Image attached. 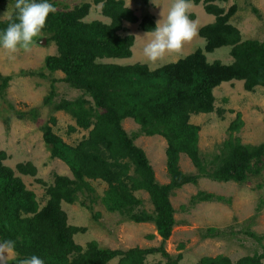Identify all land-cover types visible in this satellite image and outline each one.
I'll list each match as a JSON object with an SVG mask.
<instances>
[{
    "label": "trees",
    "instance_id": "obj_1",
    "mask_svg": "<svg viewBox=\"0 0 264 264\" xmlns=\"http://www.w3.org/2000/svg\"><path fill=\"white\" fill-rule=\"evenodd\" d=\"M218 1L191 0L195 4L202 2L205 10L215 16L214 22L199 29V35L205 39L204 48L153 70L145 63L103 61L132 56L135 36L121 34L125 22L140 21L141 29L147 32L155 28L154 16L145 15L140 20L133 9L125 7V0H96L102 3V13L110 22L85 21L90 3L49 14L43 33L51 34L49 40L56 43L57 54L45 59L46 68L63 71L72 87L91 97V100L85 96L64 100L55 107L71 113L77 126L89 129V134L71 145L54 133L49 123L42 126L51 157L63 160L74 175L72 179L55 174L53 183L47 187L48 199L43 206L36 193L5 164L6 152L0 151V241L15 242L17 255L12 264L32 255L43 259L45 264H110L117 257L116 264H144L148 255L157 252L167 259L166 263L157 264H181L183 254L173 257L164 244L176 225L173 191L197 182L200 177L180 169V155H188L204 172L198 144L200 127L190 122L191 116L215 110L214 90L223 82L242 80L248 91L264 85V40H244L241 31L230 21L237 5L226 10ZM15 15L14 9L13 19ZM7 23L0 20V30ZM224 46L230 47L233 62L208 60L206 53ZM10 79L0 73V94ZM127 117L134 118L147 135L159 134L167 140L169 183L157 180L145 151L126 133L122 120ZM240 125L238 115L230 128L237 130ZM70 130L77 128L70 126ZM224 146L211 174L213 178L243 182L249 173L259 171L260 167L256 164L257 168H253L252 163L253 159L264 156V143L248 147L240 139L231 138ZM16 170L23 175L37 174V167L30 161L18 163ZM88 179L107 183L102 201L110 212H119L135 222H154L163 241L161 246L122 250L101 247L96 240L84 246L79 244L75 235L84 229L68 222L62 203H73L78 193L92 191ZM140 190L149 194L153 215L139 210L142 201L136 192ZM212 197L200 193L194 201ZM195 264H264V254L244 256L236 261L222 254L204 256Z\"/></svg>",
    "mask_w": 264,
    "mask_h": 264
},
{
    "label": "rangeland",
    "instance_id": "obj_2",
    "mask_svg": "<svg viewBox=\"0 0 264 264\" xmlns=\"http://www.w3.org/2000/svg\"><path fill=\"white\" fill-rule=\"evenodd\" d=\"M48 2L55 6L56 12L90 3V12L85 21L110 22L109 17L102 13V3H97L96 0ZM155 2L165 10L169 6V0ZM217 3L226 10L237 5V11L230 21L241 30L244 40H264V0H220ZM14 4L15 0H0V17L6 11L12 14ZM161 7H157L153 0L148 3L131 0L130 8L140 20L145 15H152L157 21L160 19ZM190 13L194 15L191 19L198 22L199 29L213 21L211 16L206 15L202 3H192ZM124 25L125 30L121 34L135 36L132 56L103 61L149 65L143 55L146 38H140L147 31L141 29L140 21L125 22ZM50 36V33H43L35 47L27 52L21 51L14 60H10L4 50L0 49V73L11 77L0 94V151L6 152L5 164L12 167L26 186L36 193L41 206L47 202V187L53 183L55 174L74 178L68 164L51 157L42 126L49 123L54 133L66 143L77 144L89 134V129L79 128L71 113L57 110L55 106L64 100L72 101L82 96L91 100L83 90L72 87L65 80L63 71H50L46 68L45 59L57 54V45L49 40ZM204 45L205 40L198 31V36L184 46L181 54L170 55L163 63L174 62L198 48H204ZM206 55L209 61L220 60L226 64L233 62L229 46ZM159 66L161 65H152L150 68L153 70ZM214 94L215 110L211 113L193 114L190 119L191 123L200 127L198 144L204 172L194 165L188 155L182 153L179 159L180 169L184 173L199 174L200 177L195 183L175 189L171 195L176 225L164 246L173 257L183 254L181 264H195L204 256L220 254L229 256L234 261L244 256L264 254V156L259 160L253 159V168H257V164L260 169L249 173L243 182L218 181L211 176L219 160L217 157L225 150L227 140L240 139L248 147L264 143V85L248 91L244 87V81L232 80L216 87ZM238 115L241 125L239 129L232 130L231 124ZM70 126H75L77 130H70ZM122 126L134 143L145 151L157 180L162 184L169 183L167 140L159 134L147 135L132 117L122 120ZM29 161L37 167L35 176L23 175L16 170L18 163ZM88 182L92 191L78 193V198L73 203H62L68 222L84 229L75 235L79 244L84 246L87 242L96 240L101 247L122 250L161 246L163 241L154 222H135L119 212H110L102 201L107 183L100 179H88ZM200 193L211 194L213 197L194 201ZM136 194L142 201L139 210L153 215L154 206L149 194L144 190L137 191ZM15 258L16 256L10 259L9 264ZM117 261L118 257L110 264H116ZM160 261L166 263L167 259L157 252L148 255L144 264H157Z\"/></svg>",
    "mask_w": 264,
    "mask_h": 264
},
{
    "label": "clouds",
    "instance_id": "obj_3",
    "mask_svg": "<svg viewBox=\"0 0 264 264\" xmlns=\"http://www.w3.org/2000/svg\"><path fill=\"white\" fill-rule=\"evenodd\" d=\"M153 3L157 7L155 0ZM125 7H131V0H126ZM191 0H169L167 10L161 7L160 19L155 28L144 34L146 38L143 55L149 66L165 61L170 55H179L184 46L198 36V22L190 18ZM15 19L9 12H5L0 20L8 21L7 26L0 30V49H3L10 60H14L21 51L27 52L35 47L43 35L46 21L50 13L56 8L48 0H15ZM139 37V36H138ZM15 242L5 240L0 242V264H9L15 257ZM19 264H45L36 255L19 259Z\"/></svg>",
    "mask_w": 264,
    "mask_h": 264
},
{
    "label": "crops",
    "instance_id": "obj_4",
    "mask_svg": "<svg viewBox=\"0 0 264 264\" xmlns=\"http://www.w3.org/2000/svg\"><path fill=\"white\" fill-rule=\"evenodd\" d=\"M193 3V2H192ZM202 3V2H201ZM201 3H199V4H201ZM195 4V3H194ZM203 4V3H202ZM197 5V4H196ZM204 5V4H203ZM204 8H205V6H204ZM206 11V10H205ZM190 14H192V13H190ZM193 15V14H192ZM206 15L207 16H211L212 18H213V21H211V23L212 22H214L215 21V16L213 15V14H209L207 11H206ZM110 19V18H109ZM156 21V20H155ZM239 29V28H238ZM240 30V29H239ZM241 31V30H240ZM242 33V32H241ZM243 36V35H242ZM204 39V38H203ZM205 40V39H204ZM194 52V51H193ZM192 53V52H191ZM190 54V53H189ZM188 55V54H187ZM186 56V55H185ZM180 58H178L177 60H179ZM233 59V58H232ZM176 60V61H177ZM176 61H174V62H176ZM168 63H170V62H168ZM164 64H167V63H163L162 65H164ZM161 65V66H162ZM149 66V65H148ZM150 67V66H149ZM160 67V66H159ZM158 68V67H157ZM151 69V68H150ZM154 69H156V68H154Z\"/></svg>",
    "mask_w": 264,
    "mask_h": 264
}]
</instances>
